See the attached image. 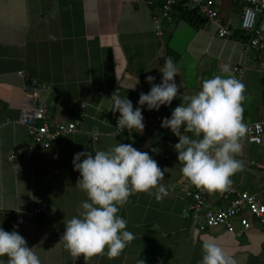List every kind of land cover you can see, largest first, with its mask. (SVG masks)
<instances>
[{
  "label": "crops",
  "instance_id": "obj_1",
  "mask_svg": "<svg viewBox=\"0 0 264 264\" xmlns=\"http://www.w3.org/2000/svg\"><path fill=\"white\" fill-rule=\"evenodd\" d=\"M148 1L0 0V227L18 231L41 264H85L83 256L74 261L59 243L65 223L86 199L76 187L80 174L73 157L126 143L166 169L161 184L168 195L159 202L148 193L131 195L118 215L135 238L119 256L97 254L87 264H199L202 241L210 237L236 264H264V225L253 218L251 228L237 236L223 228L201 231L187 217L190 201L182 199L183 188H197L182 178L173 147L178 137L169 130L154 134L147 122L142 132L116 134L117 113L109 110L117 91L137 107L140 93L150 91L146 77H156L159 84V67L171 57L179 68L174 79L182 87L170 106L157 111L163 118L182 103V94H195L203 79L233 76L238 67L243 69L238 80L245 85L242 118L264 120V55L249 47L250 36L240 28L245 5L214 0L228 37L219 38L215 23L191 22L178 11L162 23L163 35L157 37ZM257 27L264 29V16ZM19 73L38 82L36 104L45 106L52 127L75 123L79 132L60 136L47 150L34 148L20 118L27 95L35 94ZM170 135L172 147L166 143ZM241 144L236 159L243 168L229 186L255 193L264 185V141L243 138ZM43 204L46 210L37 213ZM206 204L225 208L228 201L217 190L207 192ZM3 260L6 264L7 257Z\"/></svg>",
  "mask_w": 264,
  "mask_h": 264
},
{
  "label": "clouds",
  "instance_id": "obj_2",
  "mask_svg": "<svg viewBox=\"0 0 264 264\" xmlns=\"http://www.w3.org/2000/svg\"><path fill=\"white\" fill-rule=\"evenodd\" d=\"M159 72V84L154 83L156 77H146L150 91L140 93L137 107L127 96L121 98L116 94L109 98V110L119 113V130L142 132L145 106L148 111H159L180 95L182 85L174 79L179 68L171 57H164ZM244 93L245 85L234 76L215 75L203 79L195 94H182V103L172 110L170 117L162 119L161 127L178 137L173 147L178 153L182 178L197 189L209 193L224 190L231 184V177L243 168L236 156L247 133L242 118ZM73 166L80 174L76 187L86 194V199L77 215L65 223L59 243L74 261L83 256L85 264L97 254L117 257L135 238L126 230L127 221L118 215L120 209L137 193H148L162 201L168 195L161 184L166 169L162 170L148 152L126 143L94 154L76 153ZM4 257L6 264H41L33 247L18 231L8 232L0 227V264H5ZM199 264H236V260L210 237L202 241Z\"/></svg>",
  "mask_w": 264,
  "mask_h": 264
},
{
  "label": "built area",
  "instance_id": "obj_3",
  "mask_svg": "<svg viewBox=\"0 0 264 264\" xmlns=\"http://www.w3.org/2000/svg\"><path fill=\"white\" fill-rule=\"evenodd\" d=\"M245 7L241 17L240 28L250 36L249 47L264 55V29L257 27L258 20L264 16V0H242ZM148 4L154 8L153 27L157 37H162V23L171 22L174 14L181 10L184 13L196 14L200 19L210 21L216 24L219 38H225L231 35L227 26L219 20L218 11L214 6V0H150ZM233 76L239 78L243 73L242 68L234 67ZM19 76L25 79L32 88L35 96L27 95L24 100L20 123L26 128L31 138V144L34 148L42 151L51 148L58 138L64 134H76L79 132L77 124H59L52 127L47 116L45 106H37L36 93L38 82L35 79L27 78L23 73ZM119 91L116 94L119 95ZM55 99L63 102L64 97L55 96ZM144 122L149 124L151 132L156 134L161 130H169L161 127L163 117L157 111L143 110ZM117 112L114 121V130L116 134L131 135L127 130L117 128ZM247 133L243 138L252 141H264V120L258 122H245ZM134 131V130H133ZM170 131V130H169ZM242 138V139H243ZM173 137L170 135L167 140L169 147L173 146ZM207 191L201 189H191L184 186L182 199L189 200L187 206V217L191 219L198 228L203 231L212 228H223L227 233L237 236L243 235L251 226L253 218L260 225H264V185L255 193L244 192L228 186L221 190L224 200L228 201L225 208H208L206 204ZM46 210V204L37 210L42 213Z\"/></svg>",
  "mask_w": 264,
  "mask_h": 264
},
{
  "label": "trees",
  "instance_id": "obj_4",
  "mask_svg": "<svg viewBox=\"0 0 264 264\" xmlns=\"http://www.w3.org/2000/svg\"><path fill=\"white\" fill-rule=\"evenodd\" d=\"M179 13L181 14L183 19H187L188 21H191V22H193V20H195L197 18L199 19V17L196 14L184 13V12H181V10L179 11ZM249 40H250V38H249Z\"/></svg>",
  "mask_w": 264,
  "mask_h": 264
},
{
  "label": "rangeland",
  "instance_id": "obj_5",
  "mask_svg": "<svg viewBox=\"0 0 264 264\" xmlns=\"http://www.w3.org/2000/svg\"><path fill=\"white\" fill-rule=\"evenodd\" d=\"M205 207H207V204H205Z\"/></svg>",
  "mask_w": 264,
  "mask_h": 264
}]
</instances>
